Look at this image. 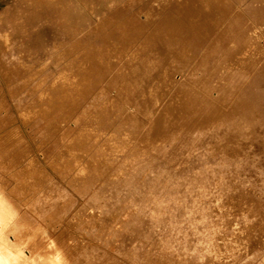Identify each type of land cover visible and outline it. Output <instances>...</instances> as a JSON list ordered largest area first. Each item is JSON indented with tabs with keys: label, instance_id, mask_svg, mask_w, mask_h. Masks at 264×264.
<instances>
[{
	"label": "rangeland",
	"instance_id": "rangeland-1",
	"mask_svg": "<svg viewBox=\"0 0 264 264\" xmlns=\"http://www.w3.org/2000/svg\"><path fill=\"white\" fill-rule=\"evenodd\" d=\"M160 1L161 0H157V1L156 0H146V3H144L145 0H141V1L139 0L137 1L136 0L135 1L133 0H0V203L6 206L7 211L9 213V220L12 222V224L17 225L20 231L24 235H26L27 238L25 236L24 237L26 239H29L32 242L33 246L35 245L33 247L34 249L33 252L37 260L45 256L46 253L50 251L49 248L51 246V247H55L58 249L59 256H60L59 258L60 264H152V263L159 264V261H160V264H172L173 260L174 262H177L175 261L176 259H178V261H181L182 263L183 262L187 263L188 257L193 260L197 259L196 261L199 262V264H206L204 262L208 261L206 260L207 258L210 259V261L207 262L208 264L210 262L211 264H214V263L223 264L222 260L225 257L224 255H226L225 252H228L227 254L229 256L228 257L229 259L227 260V262H229L232 260V258H236L235 255L238 254L237 255L238 257L241 254V256L244 257L249 251V250H244V249L242 251L241 250L236 251V250H239L238 248H236L237 247V244H236L237 229L242 230V229H245L246 227H252L254 223L256 224L255 225L256 227L253 226L252 228L254 232L256 231L254 228L257 229V227L259 228L261 227V226H257L258 224L256 223V221H252L253 219H250V216H254L251 213H249L251 215L249 214L244 215L242 212H238L240 213L238 214L235 210L234 211L226 210L223 212L224 214H221V213L215 212L214 208H212L214 205H219L223 202L222 204L226 205L225 207L231 206L230 207L231 209L233 208L235 209V207H237V204L235 205V203L233 204L230 203L231 204L230 205L227 202L225 204L224 200L226 197L227 199H229V196H230V199H234L235 201L239 202L242 205H245L246 203L247 204L254 203L257 199L264 200V151H263L264 146L261 149V151L259 150L250 151L253 146V144L250 142L252 138L255 136L248 135L244 137L245 138L244 140L245 141L247 140L246 143H248V147L250 146L249 147L250 150H248L246 146L247 144L246 143L242 144L241 142H239L240 140L236 138V135L231 136L233 139L229 138L230 136L228 135L231 133V131L229 130H231V127H232L230 125L232 124H230L228 121L227 123L224 122L225 123V128H224V125L222 123L223 120L222 122L221 120H218L215 122L212 121L214 122V124L216 123L215 125L218 126L217 127L214 125L215 127H217V130L215 131L218 134L214 131V128H213L214 126L212 122L210 124L213 127L210 129H209V127L211 126L210 124L209 126L200 125L202 128L205 127L204 129L206 132L203 129L205 133L202 130H199V128L201 129V127H196L199 131L196 130V128L194 129L196 130L194 133H192L194 130H191L190 133L188 131L190 136L183 137V139L186 138V141H184L183 139H179V136L177 137V140L173 138L174 140H176V142L178 140H180L179 142L182 141L181 144H179V146L182 145L180 146L182 149L181 148L179 149V152L177 153V155H175V157H173L172 159H166L164 156H162L161 152H157L159 154H157L158 155L157 160L154 161V159H156V155H155V152L152 150V148L148 150L149 152H147L146 149L143 150L136 143L138 142V140H142L143 138H145L146 129L151 126L153 127L154 122L156 121L155 119L156 117H158V113H159L158 111L151 113L150 109L148 108V107L151 108V106H153L152 105L153 103L155 104L158 101H160L157 99V97L161 99L158 93L155 94L156 96L155 95L152 96L153 99L151 100H153V102L150 101L149 103V101H146L147 105L146 104L144 105L145 103L144 102L143 103L144 106H142L140 105L141 102L138 100L140 99L141 96H139L138 98L137 94L135 93L136 97L134 96V98L136 99H134L131 94H126L128 98H126L127 96L123 94L122 95L123 98H122V96L115 95L116 94L115 91H117L116 88H119L118 85H116L118 84L117 81H115L116 84L112 83L113 87H109L110 83L113 82L114 79L110 83H108L109 81L103 82V80L100 79L98 80L99 83H96L94 87H93V84H91L92 85L91 92L88 93L87 96H83L80 100L81 102L79 103V105L81 106V107L79 106L80 107L79 110L82 109L81 110L82 113L79 111L78 114L80 116L82 114L83 115L85 114L87 119L82 118V117H85L83 115L81 117L78 115L82 120L80 118H79L80 120L78 119L79 121L75 120V118L77 119L78 117L76 113V109L73 110L72 112L66 111L65 107L68 106L69 103L73 101V99H76V96L80 92V86L75 81L73 82V80L71 81L68 80L67 82V81H63V79L60 80V78H63L60 75H63V72L67 71L64 69H68V67L70 68L72 66L71 64L69 66V62H71L70 59L71 58L77 59V64H75V68L77 69L75 71L76 74L71 73L73 75L68 76L69 77L68 79L73 78V76L74 77L76 76V78L77 77L81 78V75L85 76V71H82V69L80 68H84L86 66L87 69L89 68L88 72L86 73L87 74L86 76L88 77L91 76L92 80L91 78L90 80L92 82L93 75L91 74V72L93 73V70H91V68L93 69V66L95 65L91 66L90 64L91 66L90 68L89 63L87 64L86 62H89V57L87 55H90V57L93 55L92 53L94 52L92 51L94 47L89 46L88 42H92V43H89L90 45L91 44L93 45L94 43V46L99 47V48L97 47L94 50H97L96 52L98 53V55L96 56L99 57L102 60V62L107 58V60L103 62V66H106V64H104L105 62L106 63L109 62L110 67L116 66V63L114 64L112 60L113 59L115 60L118 58L117 59L118 61L120 57H122L123 54L125 53L124 52L125 49L123 50V52H120L122 51V49H120L119 51V46L120 44H122L123 40L125 41L127 39L128 33H129V36L135 34L133 33L135 30L132 27L136 26L135 29L137 30L140 29L141 31L142 29L139 28L138 25L140 24V22H142L144 23V25L148 24L152 29H155L157 22H159L162 19L160 18L158 21H156L153 18H151V16H147V13H145L146 12L145 10L148 11L149 9L148 7L146 8V6L149 3L150 4L152 3L151 5H154L153 7H156L155 5L158 4ZM240 1L235 0L234 1L235 5L236 4L237 5L231 6L229 10L232 9L233 11L234 6L240 7V8H245L248 6L247 7L248 10L251 7H252L251 8L252 10L256 8H258L257 10H261L262 8L260 7L264 3V1H262L263 3L261 4L260 3L261 1L257 0V1H260L258 2L260 4L256 5L257 1L255 2V0H250V2L249 0H244L242 2L244 3L246 1L244 4L246 3L248 4L243 6L244 4H242L241 2L239 6ZM231 2L232 1L230 0V4ZM254 3L256 7L252 5ZM123 5L124 7H127L125 8V10H123L124 9ZM143 6L145 10H143L142 8ZM262 7L264 9L263 5ZM244 10L248 11L247 9H244ZM250 10L248 12H250ZM120 11H122L123 14L120 13ZM151 11H153V9ZM137 13L139 15H137ZM132 14L133 15L135 14V15L133 16ZM136 15L139 17H137ZM131 16L133 20H131L130 22L129 18ZM229 16L231 17L229 18L228 15L226 16V18L223 17V19L221 20L222 22L218 21L220 23L215 22L216 29L217 27L219 28L220 26H222L220 25L221 23L225 24L223 25L225 28L220 27L222 29H225L223 31H226V33L224 32V37H226L225 34H227L228 32L235 33V35L234 34L230 35L228 33L229 37L227 35L226 38L221 40L222 41L221 44L224 41V44H222L223 48L220 44L217 46L218 48L215 47V50H217V52L218 50L220 51L224 50L226 53L228 51L227 56H229L231 51L234 50L235 47L238 46V42L240 43V39H237V38L238 37L241 38L242 36L241 38V42H242L244 40L243 37H245V40H246V34H248V31L246 30L247 27L243 26L247 24V22L244 21V18L242 17L238 18L235 16L236 18L232 20L233 18L232 15H229ZM227 17L229 19H227ZM115 18H116V21L117 20L119 21L118 23H116ZM126 18H128L127 20L129 21L130 24L128 23V21H126ZM173 18L172 17L169 18L170 19L169 23H167L168 20L166 19H165L166 22L164 21L165 23L164 22L161 23L163 27L161 29L162 37H165L166 30L169 29L170 25L171 27L176 26V32H178L177 33L178 35H176V38H175L177 40H174L172 38H170L171 40H169L165 38V40L167 39L166 40V43H167L166 48H168L167 51L168 50H170V52L172 51V49H169V48L170 47L172 48V44L174 42L178 44L180 43V41L182 43V42H185L186 39L189 40L190 38L195 39V42L194 40L190 39L191 41L189 40V42L187 41L185 43L186 44L189 43L188 45L190 46V50L194 46L197 48L196 43L199 40L198 48L196 49L194 47L196 50L194 48L192 50V52H194L195 50V52L193 53L192 59L193 61L196 60L194 64L196 65L198 63L197 61L200 59L199 57L202 55L204 56V53L210 49L209 48L210 46L209 47L207 46L209 43L208 40L213 38V35L211 33H207L206 38L208 37L209 38L208 39L205 38L204 39L205 41H203V38H201L202 36L201 37L199 36V34L201 35V33L196 32L198 33V36L200 37V38H197L198 37L197 34L193 32L192 33L194 37L193 38L191 34L186 35V33L189 31L187 29V26H184L182 24L183 27H181L182 25L179 23H176V19H173ZM102 19H104L111 25L108 27L109 24L107 22L104 23L105 21L104 22L101 21ZM171 19L173 22H171ZM240 19L243 22H241ZM113 20L115 21V24L119 26L114 25ZM132 21L136 22V24ZM124 22H127V26H126V23ZM234 22H236L237 25ZM119 23H122V24H119ZM166 23L169 24V27ZM230 23H232L233 25L235 24V25L233 26ZM106 24L108 28L106 27ZM240 24H242L241 27H240ZM101 25L103 28L106 27L107 29H109L110 27H113L114 25L115 26L114 28H110L111 31H114V32H110V29L109 31L107 30L108 31L107 32L106 30L104 31V29L102 28L103 31L106 33L105 34L100 28ZM166 26L168 29L166 28ZM179 26L183 32L182 34L185 33L184 37L182 34H179L181 33L179 32L181 31L179 30L180 29ZM229 26H230V29H229ZM227 27H228V30L230 31L227 30ZM233 27L236 29L232 30ZM238 27H240L241 29ZM99 28H100V31L98 30ZM114 29L116 30L118 29V30L116 31ZM124 29L126 30L132 29V30H130L131 32L128 30V33L121 32V30L124 31ZM183 29L184 30L186 29L187 31L184 32ZM97 31L101 32L100 36ZM118 31L120 33H118ZM112 33H115V34L112 35ZM218 33L219 32H217L216 35ZM179 35H182V36H179ZM208 35H211V36H208ZM178 37L180 38L183 37L185 40H182L183 38L180 39ZM231 37L237 40L234 41ZM227 38H228L227 42L229 41V39L233 40V41L231 40V44L233 42V45L226 42L225 39ZM178 39H180V41ZM200 39H202L203 45H201L202 43ZM85 40H87L88 42ZM168 40L170 42L171 41L172 42L174 41V42L172 44L169 42L171 45L170 44L168 45ZM83 41H85V43L87 42L86 43L87 46H84L85 43ZM110 41H112L113 44ZM119 41L120 42L122 41V42L120 43ZM260 41L261 43H264V39H260ZM80 42L81 43L83 42L84 44H81L82 46L79 45L76 47V45H78ZM225 42L227 43L226 47L228 49L225 47L226 45ZM114 43L116 45L118 44L119 46L114 48L113 46ZM190 43L192 44L194 43L193 44L194 46L191 45ZM205 43H207V45ZM234 43L237 44V46L236 45L234 46ZM101 44L103 47L102 46L100 47ZM123 44H125V42ZM67 45L69 46L65 47ZM204 45L206 46L203 47V50L205 49L206 50L202 53L203 50L201 48ZM27 46H29L30 48L29 47L26 48ZM220 46H221V49H219ZM70 47H74V49ZM224 47L226 50L224 49ZM69 48H70V51L72 52L68 50ZM83 48L85 49L83 50ZM86 48H89L90 50ZM106 48L107 49L111 48L112 51L109 52L110 50L109 49L106 50ZM98 49L99 50L102 49L100 50L102 53H100ZM103 49L104 51L106 50L105 52L108 55H106L105 52H103ZM114 49H116L115 50L117 51L116 53L115 51H113ZM66 50L67 52H70V53L66 54L67 53V52L65 53ZM85 50H88L87 52L89 54L87 53V55H85L86 53L85 54L83 53V51L86 52ZM125 51H126V55L129 53L127 55L129 56L130 52L128 51V49H126ZM220 51L217 54H221ZM22 52H25V53L23 54ZM26 52H29L28 56ZM63 52L64 54H62ZM103 53L106 56H104ZM120 53L121 54L123 53V54L120 56L119 55ZM138 53H139L138 51L135 52L134 56ZM19 54L21 55V58L19 57ZM195 54L197 56H195ZM213 54L215 57L212 55L211 61L209 59L210 63L208 62L206 64V66H208L206 68H209V69L211 68V69L209 70V69L203 68L206 71L209 70L208 72H206L205 70H202V68H200L198 69V71L196 70L195 73L201 74L202 71L203 72L205 71L204 72L205 74L202 73V75H206L207 77H209L208 75L214 74L212 72H215L214 75H216L215 76L216 78L213 77L214 75H211L212 76L211 80H209L207 79L206 76L201 75L200 77L197 78L196 84L199 83L200 91L201 90L203 91L202 88H206V91L207 90L209 92L211 91L210 93L214 95L216 93L215 95L216 97L218 94L219 95L222 94V97H223L222 100L225 99V103H223V101L222 103H220L219 101L220 105L224 104L225 106L230 107L232 104L231 101L233 100L232 102L234 104L236 102L235 100H237L239 97V95L236 94L235 89H233L236 87V85L233 82L237 79L236 77H238L239 74L234 75V72L237 73L236 72L237 70L232 71L228 65L227 67L229 68H226L225 65L228 62L227 58H225L227 61L224 58H222L221 62L222 61L223 62L221 65L220 64L221 58L219 57H224V56H221V55L217 56L216 51ZM22 55L23 56L26 55L28 58L26 59L25 57H22ZM66 55H69V56H66ZM53 56L59 57L57 58L58 60L55 59V57ZM94 56L95 55H93L92 58ZM96 56L94 58H96ZM107 56H109V60ZM194 56H195V59H194ZM103 57H105V59ZM110 57L113 59H111ZM49 58L53 62L56 60L58 62L57 63L54 62L55 64H52L53 62H51ZM150 59L152 58L150 57ZM213 59H215V61ZM153 60H154V57L151 60L153 64L151 63L150 67L155 68L157 67V65L155 66V63H154L156 61V58L154 62ZM120 61L119 63H117L118 67L121 66L125 68L126 61L125 62L121 61L122 64H120ZM45 62L47 63V65ZM81 62L85 64H82ZM110 62L113 65L110 64ZM213 62L214 63L216 62L217 66ZM90 63L94 64V59H91ZM211 63H213L214 65H212ZM43 64H45V66ZM109 65L107 64V67ZM220 65L222 66L221 69H219ZM214 66H216V68H214ZM41 67L43 68L41 69ZM107 67L106 69L104 67V69L109 71L110 67H108L109 69ZM124 68H121V69H124ZM217 68L219 72H217L218 70L217 71L215 70ZM223 68L226 70L229 69L231 72L228 70H227L228 72L226 70H222ZM258 68H263V69L258 70L256 67L255 68L256 75H251V74H254V72H251V71L248 72L249 70L248 71L246 70V73H248L247 75L246 73H244L245 72L244 70L243 72L238 71L239 73L241 72L240 74H242V75H239L238 78L241 79V76L243 78V75H244L243 79H246L247 77L249 78V81L250 80L253 81L255 79L254 82H252L254 84L250 83L247 80L250 83V85L248 86L254 85V87L251 86L250 89L247 88L248 82L245 80L247 84L245 83L244 90L248 91L249 94L251 92H254L260 98L263 99L264 91L263 93L262 92L260 93V90L262 89L264 90V86H263L264 76L263 77L261 76V75H264V66L261 65V67L258 66ZM112 69L113 68H111V70ZM211 70L213 71L211 72ZM220 70L223 71L222 73L225 75V76L223 75L222 77H225V78L229 77V78H226V79L221 78L222 74L220 75L221 73ZM60 71L61 72L63 71V72L59 74ZM224 71L226 72L224 73ZM110 72L105 71L104 73H106V75L108 76ZM48 73H50L49 74L50 77H48L49 75L47 76ZM226 73H229L230 76H227L229 74H226ZM114 74L115 72L112 73V75ZM58 75L60 76V78H58ZM217 76H219L221 79H224V80L219 79V77ZM134 77H136L134 78L135 80L137 79L135 86L138 87L137 86L138 78L137 76H134ZM231 77H233V81L230 79ZM203 79L205 83L203 82ZM217 79H219L220 81L218 82ZM258 79H260L259 80L260 82L257 81ZM54 80L58 82L57 83L56 81L54 82L56 84L53 87L54 89L51 90L50 88ZM209 81H211V85L212 83H215V87L217 88L220 86L219 87L220 90L216 88L217 91H219V93L215 89H213ZM256 81L258 82V89H257V84H255L257 83ZM77 82H79V80H77ZM207 82L209 84L208 86L209 87L211 86L209 88V89L212 88L211 90L207 89L208 86L206 87L205 85L207 84ZM261 82L263 85L259 84ZM225 83H228L226 84L227 87H225ZM233 84L235 85V87ZM203 85L205 86L203 87ZM228 85L229 86L231 85V88L235 92L232 89H229L230 87ZM135 86L134 84L131 83V85H129L127 89L129 90L130 88L132 92H135L136 89H138ZM224 87L226 88V91L224 93L225 95H227L226 97H224L223 93L221 92V91L224 92L225 90ZM95 88L98 89L96 90V93L97 92H100V93L93 95L92 90ZM127 89L125 88L123 90L126 91ZM112 91L114 92L112 93ZM203 92H205V89ZM229 93H232V94H229ZM228 95L230 99L228 98ZM230 95L235 96V98L236 96L238 97L235 99L234 97L231 98ZM110 98H113V99L110 100ZM131 98H133L134 101L136 102L139 101L137 104H134V106L136 107L134 110V114L136 115L137 120L135 117L134 118L135 120L132 121L133 120L132 118L130 120L131 122H129L131 124H128V123H125L124 120L122 122V118L126 119L125 118L126 114L122 112V110L124 109L122 108L123 106L121 107V105H124L125 101L133 100ZM220 99L221 98H219V100ZM112 100H114L115 102L117 101L121 103V105L119 103L118 104L120 106L114 104V101L112 102ZM229 100L230 102L228 103ZM85 101L86 103L84 104ZM236 103H237L236 105H238L240 102H236ZM117 106L118 108H115ZM26 107L28 110L26 109ZM31 107L33 108L31 109ZM98 107H100V109L103 108V110L105 108L107 109L108 107H110V109L111 108L112 109L114 108V109L113 110H110L109 108L107 110L105 109V112L107 113L109 112L108 114H106L104 111L101 113L102 110H100ZM119 107L121 109H119ZM37 108H45L46 110L42 112L41 109H39V112H38ZM21 109L24 110V111L22 110V112H24L23 113L24 117L20 111ZM29 109L33 110V112ZM86 109L88 112V116L90 118H92L91 113L93 114V112H95L97 109L99 110L97 112H100L99 114H104L105 116L97 114L98 119L100 116V119H99L100 121H98L96 117L93 118L94 119L93 121V119H89V117L87 116ZM118 109L121 111H118ZM26 110L28 112L27 114H25ZM219 111L220 110H218V112ZM30 112H32L33 114ZM20 113L22 116L20 115ZM220 113L224 115L222 112H219L218 115H220ZM30 114H32L33 117H31L32 115ZM225 114H228V113H225ZM231 114L233 115V113H230V116ZM248 114H250V112ZM64 115L66 117H63ZM102 116H103V119H102ZM149 116H151L152 118ZM62 117L68 120L67 122L68 139L64 141L63 140L61 141L58 139L56 131L54 129L55 128L54 126L58 125L57 123L60 124V122L63 119ZM105 117L108 119H105ZM101 119L103 122L101 121ZM57 120L60 122H58ZM88 120L90 121L92 120V122H94L93 124L95 125L97 124V121H98L97 125L98 127L100 126L101 127L98 128L96 127L97 125L96 126L92 125V122L89 121L90 125H92V127L90 128ZM106 120L110 121V123H108L107 121V125L105 124ZM135 121H138V122H135ZM101 123L102 125H99ZM103 123L106 126H103ZM137 123H139V126L141 125L140 130L138 129L139 128L138 125H136ZM83 124L85 125V127H87L86 128L87 130L85 129L84 132H83V129L85 127L84 128L82 127ZM127 124L128 126L132 125L133 127L132 129H134L135 126L138 127V128L135 127V130H133V132L130 131L132 130L131 128L130 130H128L132 132L133 135L128 134L129 132L126 129L128 127ZM219 126L220 127L223 126V127L220 128ZM207 127H208V130H206ZM95 129H100L99 133L97 132L98 130L94 131ZM225 129L226 131H229V133H225L226 135L228 134L227 135L228 139L226 135L223 134L224 132H226ZM136 130L137 131L139 130V132H137ZM220 130L221 131L224 130V132H222L223 138L225 136L226 138L224 139H226L228 142L230 141V143L227 142L229 144L228 147L234 150L235 147H237L238 145L240 146L242 144V147L243 146L244 147L242 148L240 146L241 148L240 147L239 148L242 151L245 149L248 151V152L246 150H245L246 152L238 151L240 153V155L238 154V156L239 157L241 156L242 159L239 158L240 159L239 160L238 156L234 155V153L236 154V151L235 150L233 151L226 146L227 144H225L226 142H224L226 140H224L222 136H221V141L224 142L222 145H220L222 143L221 141H219L220 143H218V145L214 143L220 140L219 138L221 134ZM86 131L87 132L90 131V133L93 131L94 132L92 133L93 135L92 134L88 135L89 132L88 134H86L87 133ZM118 131H119V135H117ZM124 131L126 132L124 133ZM134 131H136V134H134L135 133ZM207 131H209V133L210 131H212V133L215 132L213 134L214 137L212 136V133H210L211 135L207 134L208 133ZM232 131H236V129L234 130L232 129ZM11 133H16V134L14 136H11ZM188 133L184 135H187ZM85 134L90 137H87ZM123 134L127 136L125 137ZM216 134L219 136L218 138H216L217 140L216 139L214 140L213 138L217 137ZM181 135L183 136V134ZM84 136L88 138L86 141V145H85V142H82L81 144L79 141L80 138H83ZM182 136L180 138H182ZM240 136H242L241 138L243 139L244 134L239 135L238 137L240 138ZM250 136L252 137L251 139H250ZM120 137H123L122 140ZM129 140H131L132 142L130 143ZM174 140L170 141L172 142L170 144H169V139L166 140V142L164 143L167 147H170L173 144L174 146H176L175 148H179L178 145H175L173 143ZM211 140L213 142H211ZM234 140H236L239 143H237L236 141L234 142ZM248 140H250V142ZM254 140H257V137ZM167 141H168V145H167ZM232 141L234 142V144H232L233 143ZM195 142H198V145L201 143L203 146H200L201 145L200 144L199 146L201 148L198 146H197L198 148L196 147L197 150L194 148L197 152H195V154H192L194 153V151L187 149V147L191 148L189 146L194 144ZM110 143L112 146H110ZM210 143L212 144V147L214 146L213 148L215 149H213L212 147H209L211 146ZM114 144L116 147L113 146ZM224 144H225V147H224ZM262 145H264V141L262 142L261 146ZM137 146H138L139 154H137L136 159H140L142 157L140 156L142 152L147 154L146 155L143 153V157L140 160H136L135 157L133 159L132 157L133 154L135 156L136 153L138 152L136 151L135 153V148H137ZM23 148H24V151H23L24 153L21 151L23 150ZM140 148L142 150H140ZM133 149H134V152H133ZM19 150L22 152V154L18 153L20 152ZM187 150L189 152H186ZM152 152H153V155H155V157L152 155ZM167 152H170V151L168 150ZM45 153L47 154L45 155ZM188 153H190L191 155L190 154L188 155ZM243 153H247V154L245 156H242L244 155ZM151 156H153V158H151ZM130 157H132V159ZM147 158H148V161H150L149 163H151V165L152 164H154V166L160 165L162 167V165L164 164L165 166L162 168H164V170L165 171L167 170L168 172L164 173V170L159 166L160 169H156L157 173L159 171V175H158L154 169L156 167L151 166V168H149L150 164H147V163H145L147 167L144 166L145 164L143 163L145 162V159L147 162ZM150 158L152 160H150ZM133 160H135L136 163L135 161L133 162ZM142 160L144 161L143 163H142ZM132 162L138 166L135 167V165ZM127 163L128 164L131 163V165H133L132 169L134 168L136 170L140 168L139 170H137L140 172L142 170L141 168L146 167L144 169L146 172L144 170L142 173L136 171L137 173H139L137 174L139 175L137 176L138 178L135 179V181L138 180V182L136 181V183H138L136 186H138L139 183L140 184L142 183L141 186L139 185L138 187H136L135 185H133V182L135 184V181L132 178L133 181L130 182V185L132 183L133 187L135 186L133 189L132 188L126 189V188L118 187V182L119 181L122 182L123 177L122 179L119 178V181H118V178L116 177H121L120 174H118V172L121 173L122 175V170H124L125 167L128 165ZM167 165H170V167H167ZM146 169L150 170L149 175ZM152 169L158 175V177L157 175L154 178L152 177V173H151ZM170 169L173 171H170ZM161 172H163L164 175L166 174V176L170 175L171 173L172 175L165 177L163 173L161 174ZM37 174L39 175L38 177H37ZM145 174H147L148 177ZM160 174L163 177V179L160 176ZM220 175H221V178H220ZM110 176H114L112 180L113 183L111 184H109L108 182V179L112 178ZM145 176L146 178H148L149 182L146 180V178H143ZM149 176H151L152 178ZM172 176L176 178L174 177L172 178ZM107 177L108 179H106ZM159 177H161L162 182L166 181V178H167V181H168L167 184H170L169 186L171 187V183H172L175 188L172 187L171 190L166 189L167 191H163V192L159 191L160 187L155 188L157 186L156 183L161 182ZM149 178L151 180L154 179L153 181L155 183H153V181L151 183L153 185L150 184L151 180H149ZM157 178L159 179V181L155 180ZM114 179H117V180L114 181ZM142 179H145V180H142ZM172 179L173 180L176 179V180L173 181ZM218 183L220 184L218 185ZM216 184L219 187L217 186V188L216 187L213 188L212 186H216ZM142 185H145V186H142ZM146 186H148V188L151 186L150 188L152 190L149 188L148 191L150 192H148ZM152 186L154 188H152ZM216 189H218L217 190L218 192L216 191ZM145 191H147V193H150V194L144 193V195H148V196L150 195L149 197L148 196L143 197L144 196L143 192ZM139 196L140 197L142 196V197L140 198ZM260 196H263V197H260ZM136 197H138L139 200L144 199L145 200V201L143 200L144 203L142 200H141L142 202L139 201L138 199L135 200ZM133 198H135L134 199L135 201L132 200ZM136 201H139L143 204L139 202L137 203ZM123 202L127 203V205L129 206L122 208L121 205L123 204ZM133 202L134 203L136 202V203L134 204ZM137 204H140V205H137ZM137 206H141V208H138ZM223 209H226V208H223ZM139 211L140 213L138 214L137 212ZM140 214L141 216L143 215L142 216L143 223L141 222L142 223L140 225L141 228L138 229V231L132 230L129 226L127 228H130L131 230L125 229V230H122V232H120L119 234H116L114 232V230H116L117 228L119 227L121 228L122 227L121 225H124L123 228L126 227L125 224L117 223L121 219H127L128 217L130 219H132L131 217H134V219H136L135 218L136 216H137V219L138 218L141 219V216L138 217V215ZM246 215L249 216V217L247 216L249 219L246 218ZM243 217H245L244 220L246 221L247 219L249 223H246L247 221L245 222L243 220ZM254 219H256L255 216H254ZM251 221L254 223H252ZM245 224L246 225L248 224V226H246ZM158 235H161L163 238L166 237L165 239L168 241V243L165 242V245L167 246H164L163 244H161L163 242L161 240L162 237L160 236L159 238H157ZM38 236H39L38 239L35 238ZM154 237L156 238L155 240L156 242L157 240L158 241L161 240L159 241L160 243L157 242L158 244H155L156 242L154 241L155 239ZM261 244L262 243H260V245L258 246L260 248L262 247L261 249H263L262 257L259 258V260L257 261L251 260V263L249 264H263L264 263V241H263L262 246ZM247 247H245V249H247ZM132 248H133V251L131 250ZM233 248H235L236 250ZM146 249L148 251H146ZM171 249H177L174 252L175 255L173 254ZM154 251L155 253L158 252L159 254L158 253H157L158 255L155 254ZM144 252H148L145 254H149V253L153 254V255L149 254V257L152 256V259H150L151 258L150 257L148 261L150 263H148L147 260H145L147 259L145 257L148 255H144ZM234 252L236 253L234 254ZM141 254H143L144 256H142ZM154 254L159 256L160 258L155 256ZM188 254L190 256H188ZM140 255L142 258L140 257ZM166 255L168 256V258L166 257ZM49 256L52 259L54 257L53 254H49ZM180 256L182 257V259L180 258ZM154 257L156 259L159 258V261L158 260L155 261ZM153 258L156 263L153 261ZM179 258L181 260H179ZM203 258H205L204 262H202ZM150 260L152 261V263ZM216 260H217V263H216ZM232 263L233 262H230L228 264H232Z\"/></svg>",
	"mask_w": 264,
	"mask_h": 264
},
{
	"label": "bare ground",
	"instance_id": "bare-ground-1",
	"mask_svg": "<svg viewBox=\"0 0 264 264\" xmlns=\"http://www.w3.org/2000/svg\"><path fill=\"white\" fill-rule=\"evenodd\" d=\"M133 1H135V0H133ZM137 1V0H136ZM139 1H141V0H139ZM157 1V0H156ZM167 1V2H166ZM189 1V2H188ZM232 2H234L233 0H231ZM237 1H240V0H237ZM242 1H244V0H241L240 1V3H239V6H240V4H241V2ZM257 0H255V2H256ZM261 1V2H260ZM260 1H257L256 2V5H258V4H262L263 2L262 1H264V0H260ZM128 2V1H127ZM130 2V1H129ZM148 2V1H147ZM231 2V4H230V0H161L159 3L158 2H156V3H158V4H156L155 6L156 7H153L154 5H151L150 3L147 5V4H145V5H147L146 6V8L148 7L149 9H148V11L147 10H145L144 9V6L142 7L143 8V10H145L146 12L145 13H147V16H151V18H153L154 20H156V21H158L160 18H162L159 22H157V24H156V26H155V29H152L148 24H145V25H147V26H145L144 25V23H142V22H140V24L138 25L139 26V28H141L142 30L140 31V29L139 30H137V29H135L136 28V26L135 27H132V25H131V27L136 31H132L133 33H135V34H133V35H131V36H129V33H128V30L130 31V30H132V29H128V30H126V29H124V31L123 30H121V32H125V33H128V36H127V39L124 41L123 40V42H122V44H120V46H121V48H120V46L117 44H115L114 43V48L115 47H117V46H119V51H120V49H122V51H120V52H123V50L125 49H128V51L130 52V55L129 56H127L126 55V51L124 50V54H123V56L122 57H120V59L117 61V59H113V58H111V59H113L112 60V62L115 64L116 63V66H114V67H110V65H109V62L108 63H104V64H106V66H103V62L104 61H106L107 60V58L105 59V57H103L105 60L102 62V60L99 58V57H97L96 55H98V53L96 52L97 50H94V49H96L98 46H94V43H93V45L91 44H89V43H92V42H88L87 40H85V41H87L88 42V45L89 46H91V47H94V49H93V51H92V49H91V51L92 52H94V53H92L93 55H95L96 56V58H92V56L90 57V55H87V51L88 50H85L86 52H84L83 51V53L85 54V55H87L88 57H89V62H86L87 64L89 63V67L91 68V66H93V65H95V66H93V69L91 68V70H93V73L91 72V74L93 75V83L91 82V80H92V78H91V76L90 77H88V76H86L87 74V72H88V69H87V67L85 66L84 68H80V69H82V71H85V76H83V75H81V78H79V77H77L76 78V76L74 77L73 76V78H71V79H68L69 77L68 76H70V75H73V74H71V73H74V74H76L75 73V71H76V69L77 68H75V64H77V59H70V61L71 62H69V66H70V64L72 65L70 68L68 67V69H64V70H67L66 72L64 71H62L63 72V75H60L61 77H63V78H60V76L58 75V78H60V80L61 79H63V81H67L68 82V80H73V82L75 81L79 86H80V92L78 93V95L76 96V99H73V101H71L70 103H69V105L68 106H66L65 108H66V111L67 112H72L73 110H75L76 109V113H77V116L79 115L78 113H79V111L81 112V110H79L80 109V105H79V103L81 102L80 100H81V98L83 97V96H87V94L88 93H90L91 92V87H92V85L91 84H93V87H94V85H96V83H99L98 82V80H100V79H102L103 80V82L104 81H109L108 83H110L113 79H114V81L113 82H111L110 83V86L109 87H113L112 86V83H115V81H117L118 82V84H116V85H118V87L119 88H116L117 89V91H115V95H119V96H122L123 94L124 95H126V94H131L132 96H133V98H134V96L136 97V95H135V93L137 94V97L139 98V96H141L140 97V99H138L140 102H141V104L140 105H142V106H144L145 104H146V101H149V103H150V101L151 102H153V100H151V99H153L152 98V96L153 95H155L156 93H158L159 94V96H160V98L161 99H159L158 97H157V99L158 100H160V101H158L157 103H153L152 105L153 106H151V108L150 107H148L149 109H150V112L151 113H154V112H156V111H158L159 113H158V117H156V119H155V117H154V119L156 120L155 122H154V126L151 128V127H148L147 129H146V133H145V135L147 136H145V138H143L142 140H138V142L136 143V144H138V146L139 147H141L143 150H145L146 149V151L147 152H149L148 150L149 149H151L152 148V150L155 152V155H156V159H154V161L155 160H157V154H159V153H157V152H161L162 153V156H164L166 159H172L173 157H175V155H177V153L179 152V149L181 148L180 146H182V145H180L179 146V144H181V142H179L180 140H178L177 142H176V140H177V137L179 136V139H183V137L184 136H190V132H191V130H194L196 127H201V126H209V124L212 122V121H218V120H221V122H222V120H223V125H224V128H225V123L224 122H226L227 123V121L230 123V124H232V125H230V126H232L231 127V130H229V131H231V133L228 135V136H230L229 138H232L231 136H235L236 135V138H238L240 141L239 142H241L242 144L243 143H246V141L244 140L245 138L244 137H246V136H248V135H251V136H255V137H251L250 136V139L252 138V140H251V142H250V140H248L250 143H252L253 144V146H252V148H251V150H250V146L248 147V143H246L247 145V149L248 150H250V151H254V150H256V151H261V149L263 148V146L264 145H262L261 146V144H262V142L264 141L263 139H264V96H263V99L262 98H260L256 93H254V92H251V91H249V92H251L250 94L248 93V91H246V90H244L245 89V83H246V81L248 80L249 81V78L247 77L246 79H243L244 78V75H243V78H242V76H241V79L240 78H238L239 77V75H242V74H240L238 71H242L243 72V70L245 71L244 73H246V70L248 71V72H254V74H251V75H256L255 74V68L257 67V69L259 70V69H263V68H258V66H260L261 67V65L262 66H264V43H261V41H260V39H264V9H263V7H262V5L264 6V3L261 5V7L260 8H262L261 10H257L258 8H256V9H249L250 10V12H248L249 10H248V6L247 7H245V8H240V7H235L236 5H235V2L234 3H232ZM246 2V1H245ZM244 2V3H245ZM249 2H250V0H249ZM252 2H254V1H252ZM251 2V3H252ZM258 2H260V3H258ZM132 3V2H131ZM142 3H143V1H142ZM144 3H146V0H145V2ZM238 3V2H237ZM243 2H242V4H244ZM123 4V3H122ZM121 4V5H122ZM126 4V3H125ZM124 4V5H125ZM248 3H246V4H244L243 6H245V5H247ZM124 5H123V7H124ZM129 5V4H128ZM233 5H235L234 6V9H233V11H232V9L231 10H229L230 8H231V6H233ZM252 5H254L255 7H256V5H255V3L254 4H252ZM127 6V5H126ZM130 6V5H129ZM242 6V7H243ZM253 6V7H254ZM122 7V8H123ZM259 7V6H258ZM125 8H127V7H124V9L123 10H125ZM233 8V7H232ZM153 9V11H151ZM244 9H247L248 11H245ZM118 11V10H117ZM231 11V12H230ZM138 12H140V11H138ZM118 13V12H117ZM120 13H122L123 14V12L122 11H120ZM136 14V13H135ZM134 14V15H135ZM114 15V14H113ZM133 15V14H132ZM133 15V16H134ZM137 15H139L138 13H137ZM136 15V16H137ZM228 15V17L230 18L231 16H229V15H232V20L234 19V18H236V17H242V18H244V21H246L247 22V24L246 25H243V26H245V27H247L246 28V30L248 31V34H246V40H245V37H243L244 38V40L241 42V38H242V36H241V38H237V39H240V43L238 42V46H237V44H235L234 43V46L236 45L237 47H235V49L234 50H232V48H231V53L229 54V56H227L228 54V51H227V53L224 51H220V50H218V52L220 51L221 52V54H217L218 52H217V50H215V47H217L219 44L222 46V48H223V45L222 44H224V41H223V43L221 44V40H223L224 38H226L227 37V35H228V33L227 34H225V36L226 37H224V32L226 33V31H223V30H225V29H222V28H220V27H223V28H225L223 25H225V24H220V25H222V26H220L219 24V28L217 27V29L215 28V26H216V23L218 22V21H221L222 19H223V17L224 18H226V16ZM234 15V16H233ZM236 16V17H235ZM117 17H119V16H117ZM137 17H139V16H137ZM170 17H174L173 19H176V23H179V24H183L184 26H187V29L189 30L187 33H186V35L187 34H191V36L193 37V32L195 33V34H197V36H198V33H196V32H199V33H201V35L199 34V36L201 37V38H203V41H205L204 39L206 38V36H207V33H211L212 35H213V38H211L210 40H208L209 41V43H208V45H207V43H205L209 48H207V49H209V50H207L205 53H204V56L202 57V56H200L199 58V60L196 62L197 64L196 65H194L195 64V61H193V59H192V56H193V53L195 52V50L198 48V44H199V40H198V42L196 43L197 45V48L192 44V43H190L191 45H193V46H191V47H193L195 50H194V52H192V50H193V48L190 50V46L188 45V44H186L185 42H189V40L191 39V40H194V42H195V39H192V38H190L189 40L188 39H184L183 37H184V34H182L183 32H182V30H181V28H180V26H179V30H181V31H179V32H181V33H179V34H182L183 35V37H181V38H183L182 40H185V42H182L181 43V41H180V37H178V38H180V39H178L179 41H180V43H178V44H176L174 41V43L171 41H169V40H171L170 38H172V39H174V40H177V39H175L176 38V35H178L177 33L178 32H176V26H174V27H171V25H170V27H169V24H167V23H169V18ZM227 17V19H229ZM129 18V17H128ZM128 18H126V21H128L127 19ZM131 18V19H130ZM129 18V20H130V22H131V20H133L132 19V16ZM150 18V19H151ZM113 19V18H112ZM136 19V18H135ZM168 20V22L166 23L167 25H168V27H169V29L167 28V26H166V28L168 29V30H166V35H165V37H162L161 36V34H162V25H161V23H163L164 21L166 22V20ZM108 20V19H107ZM226 20V19H225ZM231 20V19H230ZM101 21H105L104 19H102ZM100 21V22H101ZM111 21V20H110ZM115 21H116V18H115ZM115 21L113 20V22H114V25H117V24H115ZM228 21V20H227ZM226 21V22H227ZM240 21L241 22H243L241 19H240ZM107 21H105L104 23H106ZM119 21L117 20L116 21V23H118ZM132 22H134V21H132ZM164 22V23H165ZM171 22H173L172 21V19H171ZM216 22V23H215ZM222 22V21H221ZM230 22H232V21H230ZM104 23H103V25H104ZM108 23V22H107ZM124 23H126V26H127V22H124ZM128 23H129V21H128ZM135 24H136V22H134ZM139 23V22H138ZM142 23V24H141ZM175 23V24H176ZM218 23H220V22H218ZM225 23V22H224ZM229 23V22H228ZM227 23V24H228ZM236 25H237V23H238V21H237V23L236 22H234ZM240 23V22H239ZM102 24V23H101ZM109 24V23H108ZM119 24H122V23H119ZM130 24V23H129ZM132 24V23H131ZM171 24V23H170ZM226 24V25H227ZM230 24H232V23H230ZM234 24V25H235ZM111 24H109L108 25V27L110 26ZM113 25V27H110V28H114L115 26ZM124 25V24H123ZM183 25L181 26V27H183ZM217 25V26H218ZM229 25V24H228ZM233 25V24H232ZM233 25V26H234ZM241 25L242 24H240V27H241ZM98 26V25H97ZM117 26H119V25H117ZM125 26V25H124ZM138 26H137V28H138ZM177 26H178V24H177ZM106 27H107V24H106ZM103 28L102 27V25L100 26V28H101V30L103 31V29H104V31L106 30H108L109 31V29H107V28ZM232 27V26H231ZM240 27H238V28H240ZM244 27V28H245ZM100 28L98 29L99 31H100ZM103 28V29H102ZM165 28V29H166ZM178 28V27H177ZM184 28H186V27H184ZM94 29V28H93ZM121 29H122V27H121ZM229 29H230V26H229ZM233 29H236V28H232V30ZM241 29V28H240ZM243 29V28H242ZM95 30V29H94ZM97 30V29H96ZM114 30H116V29H114ZM118 30V29H117ZM116 30V31H117ZM178 30V29H177ZM227 30H228V27H227ZM231 30V31H232ZM239 30V29H238ZM103 31V32H104ZM107 31V32H108ZM115 31V32H116ZM138 31V32H137ZM140 31V32H139ZM183 31L184 32H186L187 30L185 29H183ZM228 31H230V30H228ZM244 31V30H243ZM98 32V31H97ZM102 32V33H103ZM110 32H114V31H111V29H110ZM131 32V31H130ZM217 32H219L217 35H216V33ZM233 32V31H232ZM236 32V31H235ZM238 32V31H237ZM239 32H241V31H239ZM99 33V36H100V34H101V32H98ZM105 33V32H104ZM118 33H120L119 31H118ZM244 33V32H243ZM106 34V33H105ZM104 34V35H105ZM111 34V33H110ZM113 34H115V33H112V35ZM130 34H132V33H130ZM203 34V35H202ZM230 35L231 34H234L235 35V33H229ZM127 35V34H126ZM182 35H179V36H182ZM185 35V36H186ZM188 35V36H189ZM216 35V36H215ZM233 35V36H234ZM236 35H238V34H236ZM245 35V34H244ZM161 36V37H160ZM190 36V37H191ZM195 36V35H194ZM197 37V38H200V37ZM208 36H211V35H208ZM232 36V37H233ZM115 37V36H114ZM196 37V36H195ZM228 37H229V35H228ZM231 37V38H232ZM101 38H102V36H101ZM116 38V37H115ZM165 38H167V39H169L168 40V45L171 43H173L172 44V48L170 47L169 49H172V51L170 52V50H168L167 51V49L168 48H166L167 47V43H166V40H165ZM188 38V37H187ZM194 38V37H193ZM209 38V37H208ZM208 38H206V39H208ZM233 39V38H232ZM231 39V40H232ZM236 39V40H237ZM190 40V41H191ZM201 40V45H203V41H202V39H200ZM226 40V42H227V40H228V38L227 39H225ZM231 40L229 39V41L227 42V43H229V44H231ZM234 41H236L235 40V38L233 39ZM232 40V41H233ZM85 41H83L84 43H85ZM207 41V42H208ZM77 43L78 45H76V47L77 46H79V45H81V44H84V43ZM86 42V43H87ZM111 43H112V41H110ZM125 42V44H123ZM170 42V43H169ZM193 42V41H192ZM225 42V47L227 46V43ZM84 44V46H87V44ZM110 43V44H111ZM117 43V42H116ZM237 43V42H236ZM113 44V43H112ZM170 44V45H171ZM228 44V45H229ZM26 45V44H25ZM123 45V46H122ZM206 45H204V46H202V48L201 47H199V48H201L202 50H203V47H205ZM231 45H233V42H232V44ZM69 45H67V46H65V47H68ZM71 46V45H70ZM82 46V45H81ZM83 46V47H84ZM102 46V44L100 45V47ZM109 46V45H108ZM221 46H220V48L219 49H221ZM29 46H27L26 48H28ZM103 47V46H102ZM111 47H112V45H111ZM169 47V46H168ZM225 47H224V49H225ZM30 48V47H29ZM70 48H73L74 49V47H70ZM70 48L68 49L69 51H70ZM90 48V47H89ZM89 48H86V49H89ZM99 48V47H98ZM218 48V47H217ZM216 48V49H217ZM227 48V47H226ZM85 48H83V50H84ZM110 51L109 52H111L112 50H111V48H108ZM107 48H106V50H108ZM113 49V48H112ZM118 49V48H117ZM205 49V48H204ZM228 49V48H227ZM27 50V49H26ZM25 50V51H26ZM32 50V49H31ZM90 50V49H89ZM99 50V49H98ZM100 50H102V49H100ZM99 50V51H100ZM105 50V51H106ZM116 49H114L113 51H115ZM201 50V51H202ZM206 50V49H205ZM205 50H203L202 51V53L205 51ZM226 50V49H225ZM63 51V50H62ZM104 51V49H103V52H105ZM119 51H118V53H119ZM133 51V52H132ZM139 52L138 54H136L135 56H136V58H135V56H134V54H135V52ZM142 51V52H141ZM168 53H167V52ZM216 51V54H217V56L219 55H221V56H224V57H219V58H221L220 59V62H221V60H222V58H227V60H228V62H227V64L225 65L226 66V68H229L230 67V69L232 70V71H235V70H237L236 72L237 73H235L234 72V75L235 74H239L238 75V77H236L237 79L233 82L235 85H236V87H235V85H234V87L235 88H233V89H235V91H236V94L237 95H239V97L238 96H236V98L238 97V99L237 100H235L236 102H240L238 105H236L237 103L235 102L234 104H233V100L231 101V106L230 107H228V106H225L224 104L222 105H220V103H222V101H223V103H225V99H223L222 100V94L221 95H219L218 93H219V91H217V89L218 90H220L219 89V87L217 88V87H215V83H212V85H211V81H209L210 82V85L213 87V89H215L218 93V95H217V97L215 96L216 95V93H215V95L214 94H212V93H210L208 90L206 91V88H202L203 89V91H204V89H205V92H203L202 90L200 91V88H199V83H197L196 84V82H197V78L198 77H200L201 75H202V73H204L206 70L205 69H203V68H206V67H208V66H206V64L209 62L210 63V61H211V58H212V55L214 56V52ZM30 52V51H29ZM29 52H26L27 53V56L29 55L28 53ZM32 52V51H31ZM67 52V50L65 51V53ZM70 52H72V51H70ZM70 52H67L66 54H68V53H70ZM95 52H96V54H95ZM117 51H115V53H116ZM23 54L25 53V52H22ZM33 53V52H32ZM91 53V52H90ZM100 53H102L101 51H100ZM108 53V52H107ZM114 53V54H115ZM131 53H133V54H131ZM201 53V54H202ZM225 53H226V55H225ZM62 54H64V52L62 53ZM89 54V53H88ZM104 54V53H103ZM105 54H106V52H105ZM104 54V56H106V55H108V54H106L105 55ZM121 53L119 54L120 56L122 55ZM198 54H200V53H198ZM223 54V55H222ZM33 55V54H32ZM69 55H71V54H69ZM69 55H66V56H69ZM117 55V54H116ZM116 55H114V56H116ZM133 55V56H132ZM26 55H22V57H25L26 59L28 58ZM99 56H101V55H99ZM118 56V55H117ZM125 56V57H124ZM195 56H197L196 54H195ZM195 56H194V59H195ZM19 57L21 58V55L19 54ZM30 57H31V55H30ZM53 57H55V56H53ZM61 57H62V55H61ZM64 57V56H63ZM108 57V60H109V56H107ZM119 57V56H118ZM150 57L153 59V57H154V60H155V58H156V61L154 62V60H153V62L155 63V66L157 65V67H150V65H151V63H152V59H150ZM215 57V56H214ZM17 58H18V56H17ZM48 58V57H47ZM57 58H59V57H55V59H57ZM65 58V57H64ZM74 58V57H73ZM94 59V64L93 63H90V60L91 59ZM102 58V59H103ZM116 58V57H115ZM218 58V57H217ZM216 58V59H217ZM22 59H24V58H22ZM22 59H20V60H22ZM50 59V58H49ZM110 59V60H111ZM198 59V58H197ZM209 59H210V61H209ZM19 60V59H18ZM30 60V59H29ZM46 60H48V59H46ZM51 60V59H50ZM49 60V61H50ZM54 60V59H53ZM58 60V59H57ZM54 61V62H58V61ZM126 61V67L124 68V67H121L120 65V67L121 68H124V69H121L120 67H118V65H117V63H119V61ZM132 60V61H131ZM192 60V61H191ZM214 61H215V59H213ZM218 60V59H217ZM226 60V59H225ZM224 60V61H225ZM226 60V61H227ZM27 61V60H26ZM61 61V60H60ZM87 61V60H86ZM121 61H120V64H122L121 63ZM190 61H191V63H190ZM225 61V62H226ZM21 62H23V61H21ZM46 62H48V61H46ZM45 62V63H46ZM51 62H53L52 60H51ZM52 63V64H55V63ZM91 62H93V61H91ZM128 62V63H127ZM223 62V61H222ZM222 62L220 63L221 65H222ZM50 63V62H49ZM82 64H85V63H83V62H81ZM214 63V62H213ZM213 63H211L212 65H216V62L213 64ZM218 63H219V61H218ZM90 64H91V66H90ZM107 64L109 65L108 67H110V70H111V68H113L112 70H111V72H110V70L109 71H107V70H105L106 69V67H107ZM110 64H112L111 62H110ZM153 64V63H152ZM204 64V65H203ZM44 66H45V64H43ZM46 65H47V63H46ZM113 65V64H112ZM133 65V66H132ZM220 65V67H219V69H221L222 68V66ZM227 65L229 66V67H227ZM124 66V65H123ZM154 66V65H153ZM217 66V65H216ZM216 66H214V68H216ZM224 66V67H225ZM104 67H105V69H104ZM107 67V68H108ZM43 67H41V69H42ZM67 68V67H66ZM200 68H202V70H205L204 72L202 71H200L201 72V74H196L195 72H196V70L198 71V69H200ZM41 69H39V70H41ZM109 69V68H108ZM206 69H209V68H206ZM211 69V68H210ZM209 69V70H210ZM208 70V71H209ZM214 70V69H213ZM213 70H211V72L213 71ZM216 71L218 70V68L217 69H215ZM214 70V71H215ZM222 70H226V69H222ZM228 71H230L229 69H227ZM226 70V71H227ZM110 72V74H108V76L106 75V73H104V72ZM118 71V72H117ZM208 71H206V72H208ZM221 71V70H220ZM226 71H224V73L226 72ZM227 71V72H228ZM61 71L59 72V74L60 73H62ZM67 72H68V74H67ZM113 72H115V74L114 75H112V73ZM217 72H219V70L217 71ZM217 72H216V74H217ZM223 71H221V73H220V75H221V78H225V77H222L224 74L222 73ZM231 72V71H230ZM229 72V73H230ZM260 72V71H259ZM89 73H90V71H89ZM210 73V72H209ZM212 73H214L215 74V72H212ZM229 73H226V74H229ZM243 73V74H244ZM50 73H48L47 74V76L49 75ZM84 74V73H83ZM90 74V75H91ZM205 74V73H204ZM214 74H210V75H208V73H207V75L209 76V77H207L206 75H202V76H206L207 77V79H209V80H211V75H214ZM232 74H233V72H232ZM248 73H246V75H247ZM260 74V73H259ZM99 75V76H98ZM219 75V74H218ZM233 75V76H234ZM258 75V74H257ZM46 76V77H47ZM134 76H137V78H138V84H137V86L138 87H136L135 86V83H136V80L134 79V78H136V77H134ZM216 75H214L213 77H215ZM225 76V75H224ZM227 76H230V74L229 75H227ZM262 77L264 76V75H261ZM48 77H50V75L48 76ZM115 77V78H114ZM217 77H219V76H217ZM250 77V76H249ZM258 77V76H257ZM90 78H91V80H90ZM216 78V77H215ZM220 77H219V79H221ZM226 78H229V77H226ZM225 78V79H226ZM253 78V77H252ZM251 78V79H252ZM260 78V77H259ZM55 79V78H54ZM57 79V78H56ZM200 79V78H199ZM202 79V78H201ZM205 79V78H204ZM204 79H203V82H204ZM219 79H217L218 80V82L220 81ZM232 81H233V77H231L230 78ZM243 79V80H242ZM77 80H79V82H77ZM101 80V81H102ZM206 80V79H205ZM215 80V79H214ZM213 80V81H214ZM221 80H224V79H221ZM246 80V81H245ZM253 80V79H252ZM255 80V79H254ZM254 80L253 81H249L250 83H252V82H254ZM260 79H258L257 81H259ZM56 80H54L53 81V83L55 82ZM100 81V82H101ZM199 81V80H198ZM201 81V80H200ZM216 81V80H215ZM227 81V80H226ZM247 81V82H248ZM256 81V82H257ZM263 81H264V79H263ZM58 81H56V83H57ZM203 82H202V84H203ZM248 82V84H247V86L248 85H250V83ZM260 82V81H259ZM52 83V86H51V90H53L54 88V85L56 84V83H54L53 84ZM107 83V84H108ZM131 83L132 84H134V86L136 87V88H138V89H136L135 87V89H136V91L135 92H132V90L130 89L131 88V86H130V88H129V90L127 89V87H129V85H131ZM205 83V82H204ZM224 83V82H223ZM60 84V83H59ZM106 84V83H105ZM115 84H113V85H115ZM217 84V83H216ZM226 84H228V83H225V87H227V85ZM252 84H254V83H252ZM255 84H257V89H258V82L257 83H255ZM260 85L262 84V82L261 83H259ZM263 84H264V82H263ZM262 84V85H263ZM51 85V84H50ZM109 85V84H108ZM206 85V87L209 85L208 84V82H207V84H205ZM205 85H203V87L205 86ZM221 85V84H220ZM232 85V86H233ZM210 86V87H211ZM217 86V85H216ZM229 86V85H228ZM252 86V85H251ZM251 86H248L247 88H249L250 89V87ZM264 86V85H263ZM262 86V87H263ZM117 87V86H116ZM133 87V86H132ZM209 86H208V88L207 89H209L210 88ZM215 87V88H214ZM223 87V86H222ZM224 87V88H225ZM230 88L229 89H232L231 88V85L229 86ZM252 87H254V85L252 86ZM260 87V86H259ZM261 87V88H262ZM127 89L126 91L125 90H123V89ZM217 88V89H216ZM223 88V89H224ZM256 88V87H255ZM255 88H253V89H255ZM115 89V90H116ZM212 89V88H211ZM211 89H209V90H211ZM232 89V90H233ZM253 89H251V90H253ZM96 90H98L97 88H95V89H93L92 91H93V95H96L97 93H100V92H97L96 93ZM131 90V91H130ZM259 90H260V88H259ZM258 90V91H259ZM101 91V90H100ZM103 91V90H102ZM111 91V90H110ZM225 91H226V88H225V90H224V92L223 91H221L222 93H223V95H224V97H226L227 95H225L224 93H225ZM227 91H229V90H227ZM234 91V90H233ZM234 91V92H235ZM253 91H255V90H253ZM263 89L262 90H260V93L262 92L263 93ZM114 91H112V93H113ZM214 92V91H213ZM220 92V93H221ZM232 92V91H231ZM102 93V92H101ZM233 93V92H232ZM232 93H229V94H232ZM258 93V92H257ZM92 94V93H91ZM259 94V93H258ZM264 94V93H263ZM234 95H235V93H234ZM260 95V94H259ZM68 96H70V95H68ZM89 96H90V94H89ZM127 96V95H126ZM125 96V97H126ZM156 96V95H155ZM219 96H221V97H219ZM231 96V95H230ZM118 97V96H117ZM131 97V96H130ZM232 97H234L235 98V96H231V98ZM258 97V98H257ZM261 97H262V95H261ZM87 98V97H86ZM122 98H123V96H122ZM126 98H128V96L126 97ZM133 98H131V99H133ZM219 98H221L220 100H219ZM228 98H229V95H228ZM235 98V99H236ZM111 99H113V98H110V100ZM134 99H136V98H134ZM134 99L133 100H130V101H125V104L124 105H121V103H119V102H117L118 101V99H117V103L114 101V100H112V102L114 101V104H116V105H121V107L124 109V110H122V112H124L126 115H125V118L126 119H123L122 118V122H123V120H124V122L125 123H128V124H131V123H129V122H131L130 120L133 118V120L132 121H134L135 119V117H136V115L134 114V110H135V106H134V104H137L138 102H136V101H134ZM230 99V98H229ZM125 100V99H124ZM127 100V99H126ZM228 100V99H227ZM84 101V100H83ZM119 101H120V99H119ZM219 101H220V103H219ZM111 102V101H110ZM111 102V103H112ZM134 102H136V103H134ZM145 102V103H144ZM156 102V101H155ZM230 102V100L228 101V103ZM86 103V101L84 102V104ZM107 103V102H106ZM109 103V102H108ZM119 103V104H118ZM143 103H144V105H143ZM148 103V104H149ZM83 104V103H82ZM227 104V103H226ZM107 105V104H106ZM110 105V104H109ZM115 105V106H116ZM119 105V106H120ZM147 105V104H146ZM80 106V107H79ZM95 106V105H94ZM114 106V105H113ZM112 107V106H111ZM219 107H220V109H219ZM33 107H31V109H32ZM99 109H100V107H98ZM109 109H110V107H108ZM107 108V109H108ZM115 108H118V106L117 107H115ZM26 109H27V107H26ZM31 109H29V110H31ZM38 109V112H39V109H41V111L42 112H44L46 109L45 108H37ZM106 109V108H105ZM105 109L103 110V108H101L100 110H102L101 111V113L104 111L105 112ZM106 109V110H107ZM114 109V108H113ZM112 108L110 109V110H113ZM119 109H121L120 107H119ZM118 109V111H121V110H119ZM144 109V108H143ZM148 109V110H149ZM22 110L23 109H21L20 111H21V113L23 114L24 112H22ZM24 110H25V108H24ZM23 110V111H24ZM28 110V109H27ZM27 110H26V112H25V114H27L28 112H27ZM84 110V109H83ZM115 110H117V109H115ZM218 110H220L219 112H222L224 115H222L221 113H220V115H218ZM32 112H33V110H31ZM97 111H99L98 109L95 111V112H93V114L91 113V115H92V118H90L89 116H88V112H87V109H86V114H87V116L89 117V119H93V118H97V114H99L100 112H97ZM32 112H30V113H32ZM36 112V111H35ZM34 112V113H35ZM218 112V113H217ZM233 113V115L231 114V116H230V113ZM250 112V114H248ZM21 113H20V115H21ZM37 113V112H36ZM35 113V114H36ZM82 113V112H81ZM84 113V112H83ZM106 114H108L107 112H105ZM225 113H228V114H225ZM33 114V113H32ZM32 114H30V115H32ZM35 114H34V116H35ZM122 114V113H121ZM148 114V113H147ZM235 114H237V115H235ZM66 115V114H65ZM63 116V117H66V116ZM83 115V114H82ZM81 115V116H82ZM90 115V116H91ZM99 115H104V114H99ZM150 115V114H149ZM22 116V115H21ZM80 116V115H79ZM77 117V119L75 118V120H78L80 117ZM83 116H85V114L83 115ZM105 116V115H104ZM124 116V115H123ZM23 117H24V114H23ZM27 117V116H26ZM25 117V118H26ZM29 117V116H28ZM31 117H33V115L31 116ZM62 117V118H63ZM75 117V116H74ZM106 117H108V116H106ZM105 117V119H108V118H106ZM110 117V116H109ZM149 117H151V116H149ZM6 118V117H5ZM73 118V117H72ZM82 118H86V116L85 117H82ZM152 118V117H151ZM150 118V119H151ZM81 119V118H80ZM79 119V120H80ZM87 119V118H86ZM85 119V120H86ZM98 119V118H97ZM99 119H100V116H99ZM98 119V121H100ZM102 119H103V116H102ZM102 119H101V121H102ZM232 119H234V120H232ZM59 120V119H58ZM57 120V121H58ZM61 120V119H60ZM75 120H73V121H75ZM78 120V121H79ZM82 120V119H81ZM136 120H137V117H136ZM230 120V121H229ZM4 121H6V120H4ZM56 121V122H57ZM90 120H88V122H89ZM93 121H94V119H93ZM97 121V120H96ZM98 121H97V124H98ZM107 121L108 120H106V122H105V124L107 125ZM55 122V121H54ZM58 122H60V121H58ZM67 122H68V120H66V119H62V121L60 122V124L59 123H57L58 125H56L55 123V125L56 126H54L55 128V131H56V134H57V137H58V139L59 140H67L68 139V136H67V133H68V127H67ZM90 122H92V120L90 121ZM90 122H89V125H90ZM103 122V121H102ZM135 122H138V121H135ZM135 122H134V124H135ZM214 122H212L213 123V126L216 124H214ZM74 123V122H73ZM94 122H92V125H95V124H93ZM108 123H110V121H108ZM133 123V122H132ZM96 124V125H97ZM128 124H127V126H128ZM133 124V125H134ZM89 125H87V126H89ZM92 125H90L89 127L91 128L92 127ZM95 125V126H96ZM99 125H102V123L101 124H99ZM106 125H104V123H103V126H106ZM122 125V124H121ZM136 125H138V127H136L135 125V127L136 128H138L139 130H140V128H141V125L139 126V123H137ZM201 125V126H200ZM211 125V124H210ZM227 125V124H226ZM82 126V125H81ZM94 126V127H95ZM102 126V127H103ZM109 126V125H108ZM107 126V127H108ZM125 126V125H124ZM212 125L209 127V129L210 128H212L213 127ZM215 126H217V125H215ZM213 127L214 128V131L215 130H217V127ZM228 126V125H227ZM83 128L85 127V125L83 124V126H82ZM96 127H98V125L96 126ZM101 127V126H100ZM100 127H98V128H100ZM135 127H134V129H132L133 127H132V125L131 126H128L126 129H127V131L128 130H130V128L132 129V130H130V131H132L133 132V130H135ZM220 127V126H219ZM223 126H221L220 128H222ZM87 127H85L84 129H83V132L85 131V129H86ZM205 128V127H204ZM204 128H202L201 127V129L199 128V130H202L203 131V129ZM89 129V128H88ZM124 129V128H123ZM228 129H230V128H228ZM227 129V130H228ZM232 129L234 130V129H236V131H232ZM238 129V130H237ZM87 130V129H86ZM90 130V129H89ZM98 130V131H97ZM99 130L100 129H95L94 131H97L98 133H99ZM139 130L137 131V132H139ZM196 130H198L197 128H196ZM196 130H194L192 133H194ZM198 130V131H199ZM206 130H208V127H207V129ZM219 130V129H218ZM93 131V132H94ZM130 131H128L129 133V135L130 134H132V132H130ZM136 131H134L135 133L134 134H136ZM188 131H189V133H188ZM204 131H205V129H204ZM203 131V132H204ZM225 131H226V129H225ZM229 131H226V132H224V130L223 131H221L220 130V140H218V142L216 141V142H214V143H216L217 145H218V143H220L219 141H221V136H222V138H223V135H222V132H224L223 134H225V133H229ZM238 131V132H237ZM87 132V131H86ZM85 132V133H86ZM88 132H89V134H88ZM86 134H88V135H90V134H92L93 132H91L90 133V131H88ZM121 132H122V130H121ZM126 131H124V133H125ZM188 133L187 135H184V134H186V133ZM206 132V131H205ZM204 132V133H205ZM208 133L207 134H210V133H212V131H210V133H209V131H207ZM216 132V131H215ZM214 132V133H215ZM219 132V131H218ZM97 133V134H98ZM201 133V132H200ZM214 133H212V136H213V134ZM217 133V132H216ZM16 133H11V136H14ZM85 134V135H86ZM94 134H96V133H94ZM127 134V133H126ZM127 134V135H128ZM138 134V133H137ZM181 134H183V136L181 135ZM218 134V133H217ZM216 134V136L217 137H215V138H213L214 140L216 139V138H218V136L219 135H217ZM244 134V136H243V139L241 138L242 136H240V138L238 137L239 135H243ZM93 135V134H92ZM117 135H119V131H118V133H117ZM125 137L127 136V135H125V134H123ZM133 135V134H132ZM182 136V138H180L181 136ZM211 135V134H210ZM226 135V134H225ZM227 135H226V137H227ZM238 135V136H237ZM87 136V135H86ZM86 136H84L83 138H80V143L82 144V142H85V145H86V141H87V139L88 138H86ZM121 136V135H120ZM136 136V135H135ZM211 136V137H212ZM87 137H90V136H87ZM214 137V136H213ZM225 136H224V138H226ZM257 137V140H254L255 138ZM119 138V137H118ZM121 138V140H122V138L123 137H120ZM176 139V140H174V139ZM188 138V137H187ZM223 138V139H224ZM249 138V137H248ZM126 139H128V138H126ZM129 139H131V138H129ZM169 139V144L170 143H172V142H170V141H172V140H174V144L175 145H178L179 146V148H175L176 146H174L173 144H172V146H170V147H167L166 145H165V143L164 142H166V140H168ZM172 139V140H171ZM189 139V138H188ZM212 139V138H211ZM227 139H228V137H227ZM233 139V138H232ZM70 140V139H69ZM123 140H125V139H123ZM184 141H186V138L185 139H183ZM217 140V139H216ZM224 140H226V139H224ZM229 140H231V139H229ZM263 140V141H262ZM183 141V142H184ZM236 140H234V142H235ZM124 142V141H123ZM129 142L131 143L132 141L131 140H129ZM129 142H127V143H129ZM179 142V143H178ZM211 142H213L212 140H211ZM222 142V141H221ZM224 142H226L225 144H227L226 146L228 147V143H230V141L228 142L227 140L226 141H224ZM224 142H222L220 145H222ZM228 142V143H227ZM233 142V141H232ZM231 142V143H232ZM234 142L232 143V144H234ZM237 142V141H236ZM239 142H237V143H239ZM176 143H178V144H176ZM249 143V144H250ZM123 144H125V143H123ZM201 144V143H200ZM199 144V145H200ZM216 144H215V146H216ZM225 144H224V147H225ZM232 144H231V146H232ZM242 144L240 145L241 147H242ZM251 144V145H252ZM167 145H168V141H167ZM198 145V142H195L194 144H192V145H190L189 147H193L192 149L191 148H188L187 147V149H190V150H193L194 151V153H192V154H195V152H197L196 150V147L198 146V147H200V146H203L202 144L199 146ZM210 145L211 146H209V147H212V144L210 143ZM236 145V144H235ZM245 145V144H244ZM110 146H112L111 145V143H110ZM113 146H115V144L113 145ZM121 146V145H120ZM124 146V145H123ZM138 146H137V148H135V153H136V151H138ZM177 146V147H178ZM239 145L237 146V147H235V146H233V147H235L234 148V150L236 151V154L234 153V155H237L238 156V154L240 155V153L238 152V151H242L240 148ZM245 146V147H246ZM116 147V146H115ZM122 147V146H121ZM197 147V148H198ZM214 147V146H213ZM212 147V148H213ZM219 147V146H218ZM232 147V148H233ZM240 147V148H239ZM244 147V146H243ZM242 147V148H243ZM140 148V150H142ZM183 148H185V147H183ZM196 150H195V149ZM201 148V147H200ZM199 148V149H200ZM228 148H230V147H228ZM182 149V148H181ZM213 149H215V148H213ZM218 149V148H217ZM231 149V148H230ZM264 149V148H263ZM152 150H150V151H152ZM170 151V152H167V151ZM176 150H177V152H176ZM231 150H233V149H231ZM233 150V151H234ZM246 150V149H245ZM245 150H243V151H245ZM18 151V150H17ZM20 151V150H19ZM22 152L24 151V148H23V150H21ZM18 152V153H21L22 154V152ZM26 151V150H25ZM181 151V150H180ZM183 151V150H182ZM192 151V152H193ZM242 151V152H243ZM247 151V150H246ZM245 151V152H246ZM264 151V150H263ZM45 152V151H44ZM133 152H134V149H133ZM133 152H132V154H133ZM186 152H189L188 150L186 151ZM232 152V151H231ZM238 152V153H237ZM248 152V151H247ZM16 153V152H15ZM17 153V154H18ZM24 153V152H23ZM143 153L144 152H142L141 154H140V156H142L143 157ZM176 153V154H175ZM42 154H44V153H42ZM47 153H45V155H46ZM137 154H139V151L136 153V155L134 156V154H133V156L132 155H130V156H132L133 157V159H134V157H135V159L137 158L136 156H137ZM144 154H146V153H144ZM190 153H188V155H189ZM233 154V153H232ZM231 154V155H232ZM242 154V153H241ZM244 155H242V156H245L247 153H243ZM147 155V154H146ZM152 155H153V152H152ZM155 155H153L154 157H155ZM185 155H187V154H185ZM191 155V154H190ZM233 155V156H234ZM15 156H17V155H15ZM139 156V155H138ZM153 156H151V158H153ZM236 156V157H237ZM132 157H130L131 159H132ZM142 157L140 158V157H138V158H140V159H142ZM144 157H145V155H144ZM147 157V156H146ZM150 158V160H152ZM159 158V157H158ZM232 158V157H231ZM235 158V157H234ZM239 158H241V156L239 157L238 156V159ZM140 159H136V160H140ZM164 159V158H163ZM242 159V158H241ZM240 160V159H239ZM245 160V159H244ZM132 161V160H131ZM135 160H133V162H134ZM132 162V163H133ZM144 161L142 160V163H143ZM150 161H148V158H147V162H146V159H145V162L143 163V164H145V163H147V164H150L149 165V168H151V166L152 167H156V168H154L155 169V172H156V169H160L159 168V166L160 165H155L154 166V164H152L151 165V163H149ZM152 162V161H151ZM135 163H136V161H135ZM135 163H133L134 165H135ZM153 163H155V162H153ZM128 164V163H127ZM143 164H141V165H143ZM126 166V165H125ZM138 165H135V167H137ZM144 166H146V164L144 165ZM165 165L163 164L162 165V167H164ZM132 167H133V165H131V163L130 164H128L126 167H125V169L124 170H122V175H121V173H119L118 172V174H120V176L121 177H116V178H118V181H119V178H121L122 179V177H123V179H122V182H118V187L119 188H126V189H133L138 183H136V181L138 182V180H136L135 181V179L136 178H138L137 176H139V175H137V174H139V173H137V172H140V171H137V170H139L140 168H138V169H132ZM140 167V166H139ZM147 167V166H146ZM145 167V168H146ZM161 167V166H160ZM161 167V168H162ZM167 167H170V165H167ZM145 168H141L142 170H141V172L140 173H142L143 172V170L145 169ZM149 168H147V169H149ZM146 169V170H147ZM163 170H164V168H162ZM161 169V170H162ZM167 169V168H166ZM169 169V168H168ZM153 170V169H152ZM152 170H151V173H152V177L154 178V177H156V175L158 174L159 175V171H158V173L156 174L155 172H154V170H153V172H154V174H155V176H154V174H153V172H152ZM137 171V172H136ZM145 171V170H144ZM148 171V175H149V171L150 170H147ZM170 171H173V170H171L170 169ZM121 172V171H120ZM146 172V171H145ZM144 172V173H145ZM165 172H168L167 170L165 171L164 170V173ZM163 172H161V174H162ZM164 173H163V175H164ZM171 173V172H170ZM170 173H168V174H170ZM161 174H160V176H161ZM147 177H148V175L147 174H145ZM158 175H157V177H158ZM170 175H172V173L170 174ZM170 175H167V176H170ZM217 175V174H216ZM39 175L37 174V177H38ZM116 176V175H115ZM125 176V177H124ZM142 176V175H141ZM146 176L145 177H143V178H146ZM165 177H167L166 176V174L164 175ZM214 176V175H213ZM110 177H112L111 179H108V177L106 178V179H108V182H109V184H111V183H113L112 182V180H113V177L114 176H110ZM149 177H151V176H149ZM151 177V178H152ZM162 177V176H161ZM161 177H159V179L161 180V182H157L156 183V185H154V186H156L155 188H159L160 187V189H159V191H167L168 189H170L171 190V188L172 187H174L173 186V184L171 183V187L169 186L170 184H167L168 183V181H167V178H166V181H164V182H162V179H163V177H162V179H161ZM164 177V178H165ZM174 176H172V178H173ZM215 177V176H214ZM134 179V181H135V184H134V182H133V185H135L134 187H133V185H132V183H131V185H130V182L131 181H133V179ZM174 178H176V177H174ZM217 178H219V177H217ZM220 178H221V175H220ZM139 179H140V177H139ZM159 179L157 178V179H155L156 181H159ZM169 179V178H168ZM213 179V178H212ZM115 180H117V179H114V181ZM142 180H145V179H142ZM141 180V181H142ZM146 180L148 181V178H146ZM149 180H151L150 178H149ZM154 179H152L151 180V182H150V184L152 183V181H153ZM173 180V179H172ZM172 180H170V181H172ZM174 180H176V179H174ZM173 180V181H174ZM215 180V179H214ZM126 181V182H125ZM140 181V182H141ZM217 181V180H216ZM219 181V180H218ZM145 182V181H144ZM143 182V183H144ZM149 182V181H148ZM147 182V183H148ZM153 183H155L154 181H153ZM142 184V183H141ZM141 184L139 183V185L141 186ZM220 183H218V185H219ZM138 185V186H139ZM147 185V184H146ZM151 185H153V184H151ZM176 185V184H175ZM217 184H216V186H212L213 188L214 187H216L217 188V186H218ZM138 186H136V187H138ZM142 186H145V185H142ZM149 186V185H148ZM148 186H146L147 187V191L149 190V188L151 187H149L148 188ZM167 187H169V188H167ZM219 187V186H218ZM152 188H154L153 186H152ZM175 188V187H174ZM151 189V188H150ZM167 189V190H166ZM152 190V189H151ZM173 190V189H172ZM211 190V189H210ZM213 190V189H212ZM218 189H216V191H217ZM147 191H145V192H143V195H144V193H146V194H150V193H147ZM214 191V190H213ZM148 192H150V191H148ZM198 192H200V191H198ZM215 192V191H214ZM218 192V191H217ZM216 192V193H217ZM220 192V191H219ZM145 196H148V195H144L143 197H145ZM150 196V195H149ZM148 196V197H149ZM140 197V196H139ZM142 197V196H141ZM140 197V198H141ZM260 197H263V196H260ZM135 198H133L132 200L133 201H135V200H139V198L138 197H136V199L134 200ZM131 200V201H132ZM142 200V199H141ZM141 200H139V201H141ZM144 200V199H143ZM142 200V201H143ZM139 201H136L137 203L139 202ZM141 201V202H142ZM145 201V200H144ZM144 201H143V203H144ZM225 204H226V202L227 203H235V205L237 204V207H235V209L233 208V209H231L230 207L231 206H229V207H225L226 205H223L222 203L221 204H219V205H214L212 208H214V211L215 212H218V213H221V214H224L223 212L224 211H226V210H232V211H236L237 213L238 212H242L244 215L245 214H249V213H251L252 215H254L255 216V218L256 219H254V216H250V219H253L252 221H256V223L258 224L257 226H261L260 228L259 227H257V229L256 228H254L256 231L254 232L253 230H252V228H253V226L254 227H256L255 225V223L254 222H252V223H254V225L252 226V227H246L245 229H242V230H239V229H237V232H236V244H237V247L236 248H238L239 250H236L235 248H233V249H235L236 251H242L243 249L244 250H249L248 251V253L246 254V256H241V254L237 257V255H235V257L236 258H232V260L231 261H229V262H227V260L229 259L228 257V252H225V254L226 255H224L225 257H224V259L222 260V262H223V264H228V263H230V262H233L232 264H249V263H251V260H254V261H257V260H259V258H261L262 257V254H263V249H261L258 245H260V243H262L263 244V241H264V200H261V199H257L254 203H246L245 205H242V204H240L239 202H237V201H235L234 199H230V196H229V199H227V197L225 198ZM135 202V203H136ZM141 202H139V203H141ZM134 203V202H133ZM132 203V204H133ZM134 203V204H135ZM143 203H141V204H143ZM122 204V203H121ZM137 205H140V204H137ZM231 205V204H230ZM120 206V205H119ZM122 206V208L123 207H127V206H129V205H127V203H124L123 202V204L121 205ZM142 206V205H141ZM141 206H137L138 208H141ZM233 207V206H232ZM223 208H226V209H223ZM138 214L140 213V211L139 212H137ZM136 213V214H137ZM238 214H240V213H238ZM251 214H249V215H251ZM139 216H141V214L140 215H138V217ZM143 216V215H142ZM142 216H141V219H137V216L135 217L136 219H134V217H131L132 219H130L129 217L127 218V219H121L119 222H117V223H121V224H125V228H123V226L124 225H121L122 227L120 228H117L116 230H114V232L116 233V234H119L120 232H122V230H125V229H132V230H137L138 231V229H140L141 227H140V225L143 223L142 222ZM241 216V215H240ZM248 215H246V218L247 219H249L248 217H247ZM252 217V218H251ZM244 218L245 217H243V220H244ZM247 219H246V221H247ZM242 220V221H243ZM245 221V220H244ZM243 221V222H244ZM245 221V222H246ZM112 222H113V220H112ZM142 222V223H141ZM246 223H249L248 221L246 222ZM243 224V223H242ZM246 225V224H245ZM130 226V228H127V227H129ZM243 226V225H242ZM246 226H248V224L246 225ZM250 226V225H249ZM240 228V227H239ZM130 229V230H131ZM253 231V232H252ZM26 237V235H24L21 231H20V229L18 228V226L17 225H14V224H12V222L9 220V213H8V211H7V208H6V206H4L3 204H1L0 203V264H60V261H59V258H60V256H59V252H58V249L57 248H55V247H51L50 246V251L49 252H47L46 253V255L45 256H43V257H41V258H39L38 260L36 259V257H35V255H34V249H33V247L35 246H33V244H32V242L29 240V239H26L25 237ZM157 236V235H156ZM155 236V237H156ZM161 235H158V237L157 238H159ZM154 237V238H155ZM162 237V236H161ZM34 238V237H33ZM35 238H39V236L38 237H35ZM154 238H152V239H154ZM163 238V237H162ZM161 238V240L163 241L161 244H163L164 246H167V245H165V242L166 243H168V241L165 239V238H163L162 239ZM156 240V238L154 239V241ZM161 240H159V241H161ZM158 240H157V242H159ZM156 242V241H155ZM155 243V244H158V243ZM35 243V242H34ZM160 243V242H159ZM262 244H261V246H262ZM247 245H248V247H247ZM249 245H250V247H249ZM156 246V245H155ZM232 247V246H231ZM245 247H247V249H245ZM232 249V248H231ZM132 251H133V248L131 249ZM154 250V249H153ZM177 249H171V251L173 252V254H174V252L176 251ZM179 250V249H178ZM146 251H148L147 249H146ZM230 251V250H229ZM135 252V251H134ZM150 252H152V251H150ZM232 252V251H231ZM244 252V251H243ZM242 252V253H243ZM138 253V252H137ZM136 253V254H137ZM143 253V252H142ZM145 253H148V252H144V255H148V256H146L145 258H147V259H145L144 257V259L145 260H147V262L149 261V258L150 259H152V256H150L149 257V254H152V253H149V254H145ZM154 253H155V251H154ZM158 253V252H157ZM157 253H155V254H157ZM236 252H234V254H235ZM241 253V252H240ZM49 254H53L54 255V257H53V259L49 256ZM154 254V255H155ZM159 254V253H158ZM157 254V255H158ZM163 254V253H162ZM229 254H230V252H229ZM142 256H144L143 254H141ZM141 255H140V257H141ZM153 255V254H152ZM157 255H155V256H157ZM165 255V254H164ZM168 255V254H167ZM166 255V257L168 258V256ZM175 255V254H174ZM186 255V254H185ZM232 255V254H231ZM188 256H190L189 254H188ZM157 257H159V256H157ZM142 258V257H141ZM140 258V259H141ZM155 258V257H154ZM154 258H153V261H154ZM160 258V257H159ZM159 258H155V261L156 260H158L159 261ZM166 258V259H167ZM180 258L182 259V257L180 256ZM179 258V260H181ZM185 260V259H184ZM183 260V261H184ZM197 259H195V260H193V259H191V258H187V263H185V262H181V261H178V259H176L175 261H177V262H174V260H173V263L172 264H199V262H197L196 261ZM201 260V259H200ZM203 261L202 262H204V260H205V258H203L202 259ZM206 260H208V261H210V259L209 258H207ZM144 261V260H143ZM151 261V260H150ZM154 261V262H155ZM166 261V260H165ZM207 261V262H208ZM213 261V260H212ZM147 262H145V263H147ZM206 261L204 262V263H206V264H208ZM215 262V261H214ZM213 262V263H214ZM148 263H150V262H148ZM151 263H152V261H151ZM156 263V262H155ZM164 263V262H163ZM216 263H217V260H216ZM153 264V263H152ZM158 264V263H157ZM159 264H160V261H159ZM209 264H211V262L209 263ZM215 264V263H214ZM219 264V263H218ZM221 264V263H220ZM264 264V263H263Z\"/></svg>",
	"mask_w": 264,
	"mask_h": 264
}]
</instances>
